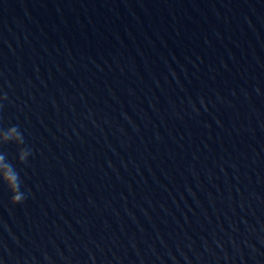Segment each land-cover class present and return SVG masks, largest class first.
Listing matches in <instances>:
<instances>
[{
    "label": "clouds",
    "instance_id": "obj_1",
    "mask_svg": "<svg viewBox=\"0 0 264 264\" xmlns=\"http://www.w3.org/2000/svg\"><path fill=\"white\" fill-rule=\"evenodd\" d=\"M6 98V94L5 97ZM16 139L19 145L25 143L23 134L19 131L17 126H11L9 130L4 134V140L10 141ZM31 153V150L25 147L20 148L18 162L26 163L27 159ZM0 182L7 185L8 190L11 192L10 203L12 205L23 204L27 199L26 194L21 191V179L19 172L16 170L15 166L9 161L4 163V156L0 155Z\"/></svg>",
    "mask_w": 264,
    "mask_h": 264
}]
</instances>
